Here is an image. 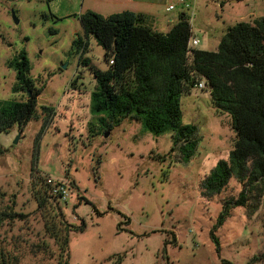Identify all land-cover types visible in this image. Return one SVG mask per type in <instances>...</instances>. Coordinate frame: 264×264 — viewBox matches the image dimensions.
<instances>
[{"label":"rangeland","instance_id":"374dc122","mask_svg":"<svg viewBox=\"0 0 264 264\" xmlns=\"http://www.w3.org/2000/svg\"><path fill=\"white\" fill-rule=\"evenodd\" d=\"M141 1L140 24L157 32L168 34L186 13L203 51H216L229 27L264 18V0H191L190 11L178 0ZM127 2L0 0V103L26 98L15 90L13 65L22 53L29 77L43 88L37 117L24 130L16 125L0 134V213L24 215L0 224V252L15 258L12 264L16 257L19 264H264V199L254 215L232 210L216 232L220 254L211 238L226 200L238 198L242 185L232 180L219 195L203 193V181L229 160L236 141L230 115L217 112L208 89L193 88L181 100L183 124L197 127L198 147L188 163L178 147L173 152L170 132L156 137L131 120L111 131L92 112L93 69L109 64L80 18L87 11L109 17L137 9ZM46 178L67 189L65 201L57 196L68 223L87 225L70 233L63 258L34 193Z\"/></svg>","mask_w":264,"mask_h":264},{"label":"trees","instance_id":"16d2710c","mask_svg":"<svg viewBox=\"0 0 264 264\" xmlns=\"http://www.w3.org/2000/svg\"><path fill=\"white\" fill-rule=\"evenodd\" d=\"M144 19L143 14L129 11L109 17L87 11L81 16L85 35L92 36L105 50L109 64L106 71L93 69L96 86L91 96L92 112L104 116L111 131L131 120L156 137L170 132L173 152L178 147L182 162L188 163L197 151V127L183 124L181 100L206 80L217 112L231 117L236 141L229 160L220 162L203 181V193L219 195L232 180L242 185L238 198L226 200L225 211L211 233L220 254L216 232L232 210L247 208L254 215L264 199V18L229 27L216 51L189 49L193 33L186 13L180 15L168 34L141 25ZM83 64L88 65L89 60H83ZM13 66L19 82L15 90H21L26 98L0 103V134L16 125L24 130L37 117L43 92L29 77L31 67L25 53ZM44 110L51 114V109ZM47 180L34 193L40 210L45 209L50 219L47 233L63 258L68 256L70 233H82L87 225L84 221L80 226L68 223L61 200L54 194L55 186ZM16 216L24 218L14 210L2 212L0 224ZM172 242L176 243L174 233ZM10 259L15 260L0 252V264H12ZM16 261L19 264V258ZM64 264H69L68 260Z\"/></svg>","mask_w":264,"mask_h":264},{"label":"built area","instance_id":"2783aa9c","mask_svg":"<svg viewBox=\"0 0 264 264\" xmlns=\"http://www.w3.org/2000/svg\"><path fill=\"white\" fill-rule=\"evenodd\" d=\"M178 4L181 5L186 11H190L192 8V1L191 0H178ZM177 8V5H170L167 8L168 12L175 11ZM200 45V40L197 37H192L189 42V49H197V47ZM113 63V62H111ZM196 89L199 90H206L208 89V85L206 83V80H201L196 86ZM48 183L54 185V194L61 197L62 200H66L68 193L65 185L60 182H55L53 179L48 178Z\"/></svg>","mask_w":264,"mask_h":264},{"label":"crops","instance_id":"0c3cea01","mask_svg":"<svg viewBox=\"0 0 264 264\" xmlns=\"http://www.w3.org/2000/svg\"><path fill=\"white\" fill-rule=\"evenodd\" d=\"M127 4H132L134 5L135 7H137V9L135 8V10H132V11H129V12H133V13H136V14H143V11H142V8H140L142 5H145L144 2H142L141 0H128ZM257 20H260V19H257Z\"/></svg>","mask_w":264,"mask_h":264},{"label":"water","instance_id":"95a60500","mask_svg":"<svg viewBox=\"0 0 264 264\" xmlns=\"http://www.w3.org/2000/svg\"><path fill=\"white\" fill-rule=\"evenodd\" d=\"M64 68H66V67L64 66ZM209 89L211 90L212 88L210 87Z\"/></svg>","mask_w":264,"mask_h":264}]
</instances>
